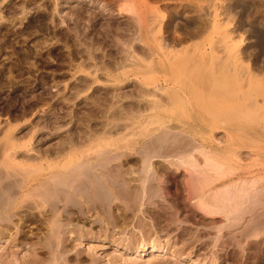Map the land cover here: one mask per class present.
<instances>
[{
    "label": "rangeland",
    "instance_id": "rangeland-1",
    "mask_svg": "<svg viewBox=\"0 0 264 264\" xmlns=\"http://www.w3.org/2000/svg\"><path fill=\"white\" fill-rule=\"evenodd\" d=\"M54 173H154L142 218L78 238L99 264H264V0H0L1 264H65Z\"/></svg>",
    "mask_w": 264,
    "mask_h": 264
},
{
    "label": "bare ground",
    "instance_id": "bare-ground-1",
    "mask_svg": "<svg viewBox=\"0 0 264 264\" xmlns=\"http://www.w3.org/2000/svg\"><path fill=\"white\" fill-rule=\"evenodd\" d=\"M167 143L168 142H165L166 145L164 146H167ZM170 146H172L173 149L179 151V153L182 154L180 156L182 157V159L183 158L186 159L187 155L185 157V153L188 152L187 150L188 148H184V147L181 148L180 146L177 149L179 145H176L175 143H171ZM154 180H155L154 173H138L136 179L132 178V176H129V173H54L52 174V176L45 181L44 188L42 189L41 192L42 200L43 202L49 204L50 208L55 214L59 215V220L60 217H62V220L65 221L61 223L57 222V224L54 225L53 233L56 236V238H54L53 241L50 240V242L49 241L47 242L49 245V250L53 253L52 256L57 258L58 254L56 253V251L59 252L60 250L61 252L59 254V257L62 258L66 264L71 260V255L64 256L62 253L63 251H66L68 249L67 247L69 245H73L72 248L76 247L75 245H77L78 243L77 241L80 240L78 239L79 237L87 238L88 240H93L94 242L97 241V239H101V236L95 234L97 232H93V227L95 226L94 224L97 222L100 223V221L103 222L105 220L106 222L111 223L113 226L117 225L118 223H125L127 220H129V216H127L128 209L133 210L132 214L141 217L142 214L147 212L146 211L148 209V206H146L147 203L150 200H155V197L159 195L158 192L159 190L156 188ZM116 201H119L120 203H124L128 208L125 211L123 210L125 213L121 211L120 215H122V217L119 214H117V212L114 210L116 206L115 205ZM139 213L141 215H139ZM74 221H76L77 223L80 222L83 224H89V229L84 230L83 226H78V224H74L73 223ZM105 235L106 237L112 239V241L116 242L117 244L120 243L118 242V239H116L115 236L111 238L110 233ZM101 240H103V238ZM101 243L102 242H100V244ZM86 244L78 247L77 249L74 248L76 249L75 252L76 264H80L84 260L90 258L96 264H99L100 262L99 256L98 254H96L95 249L98 247L106 249L107 245L104 246L99 245L96 246V248L90 246V248H88L86 247L87 246ZM128 244L124 245V250H125L124 254L114 257L115 258L114 260L116 261L120 260L119 261L120 264H132L133 261L138 262L139 264H144L146 263L144 262L146 256H151V258L153 259L152 262L154 264H167V262L164 260L163 257L168 252V249H166L164 246H161L157 242L150 244H148V242L142 243V245L137 249H135L134 246H132V244L130 243ZM45 247H46L45 244L40 243L39 248L43 249ZM34 248L36 250L38 247L37 248L34 247ZM99 252L101 251L99 250ZM35 253H37V251H35ZM55 254H57V256ZM187 260L189 261L190 259ZM38 261L40 260H36V258L34 260L33 259L30 260V257L25 254L24 258L19 261V264H35ZM189 262L187 263L189 264Z\"/></svg>",
    "mask_w": 264,
    "mask_h": 264
}]
</instances>
